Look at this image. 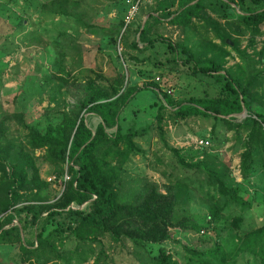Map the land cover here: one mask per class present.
<instances>
[{
	"label": "trees",
	"instance_id": "trees-1",
	"mask_svg": "<svg viewBox=\"0 0 264 264\" xmlns=\"http://www.w3.org/2000/svg\"><path fill=\"white\" fill-rule=\"evenodd\" d=\"M153 1V10L137 26L136 37L126 42L128 49L163 55V61L155 60L157 65L181 63L194 75L208 76L219 86L213 96H191L181 101L159 93L155 118L160 138L165 140L161 127L165 110L175 120L211 121L213 138L218 127L233 130L243 145L240 176L249 182L257 171L264 170V71L248 75L225 67V58L230 55L227 47L240 51L238 37L247 35L253 47L256 37L262 35L257 54L258 62L264 63V0ZM197 22L204 23L206 31H213L219 39V44L208 42V48L198 56L187 44L173 42L155 30L167 24L184 31L196 28ZM124 25L121 19L109 27L110 45L116 43ZM124 32L121 36L127 37ZM241 52L245 55L247 49ZM120 58L127 64L136 62L138 55L121 52L117 60ZM115 70L110 78L96 74L98 82L88 78L76 100L64 102L59 118L42 129L28 124L19 111L10 116L25 131L21 136L8 134L5 121L10 116L0 122V243L18 244L21 264H55L60 258L57 245L70 237L98 243L108 238L122 246L127 240L136 258L147 261L143 264H228L239 254L251 256L253 264H264V225L242 236L230 235L223 242L218 238L212 248L199 249L175 240V231L204 234L206 226L199 225L188 212L189 207L178 204L174 194L156 192L152 185L135 189L127 197L123 194L124 166L113 161L102 163L99 151L106 145L107 152L113 150L125 160L140 152L134 142L139 132L121 124V113L138 88L127 83L124 72ZM242 112L245 115L238 120ZM164 144L181 167L205 176V195L213 200L206 222L215 224L224 209L238 208V214H229L228 226L240 231L242 211L252 208L243 197L241 184L232 182L225 170L214 166L215 156L202 152L199 158V151H184L166 141ZM41 164L49 167L54 179L47 181L41 176ZM65 172L69 179L63 181ZM52 180L62 187L58 196ZM169 241L181 244L188 254L184 261L171 253L165 244ZM243 243L246 247L240 248ZM76 256L78 264L88 257L80 253Z\"/></svg>",
	"mask_w": 264,
	"mask_h": 264
},
{
	"label": "rangeland",
	"instance_id": "rangeland-1",
	"mask_svg": "<svg viewBox=\"0 0 264 264\" xmlns=\"http://www.w3.org/2000/svg\"><path fill=\"white\" fill-rule=\"evenodd\" d=\"M153 7V0H140L136 12L131 15L130 0H0V122L19 111L23 112L28 124L42 129L59 118L64 102L71 104L76 100L88 78L99 79L96 74L110 78L115 74V69L124 72L127 83L135 85L138 91L123 109L121 124L139 132L134 142L140 152L125 160L124 156L116 155L113 150L107 152L105 145L99 151L103 155L100 161H113L124 166L126 172L122 175V192L126 197L135 189L147 185L154 186L156 192L174 194L176 202L187 205L188 212L198 224L206 226L204 234L201 231H175V240L199 249L212 248L218 238L223 242L230 235L242 236L264 225V170L257 171L249 182L243 181L239 169L243 145L233 130L218 127L213 138L210 133L211 121L198 118L175 120L165 110L161 125L164 141L184 151H199V158H202V152L215 156L214 166L225 170L232 182L240 183L244 190L243 197L252 203L250 210L242 211L244 220L240 231L231 230L228 226L229 214H238V208L224 209L215 224L206 222L213 200L205 195V176L181 167L165 146L156 123V103L159 93H166L174 101H181L191 96H213L219 91V86L208 76L194 75L189 67L181 63L157 65L155 60L163 61V55L151 51L136 53L128 49L126 42L128 44L136 37L137 26L144 23ZM121 19L125 25L116 36V43L110 45L107 35L110 33L109 27ZM128 23L131 25L125 31ZM195 27L182 31L162 24L155 30L173 42L187 44L197 56L208 48V42L219 44L213 31H206L204 23L197 22ZM124 31L127 37L121 36ZM61 32L68 35H60ZM262 39V35L256 37L257 43L252 47L248 44L247 35L238 37L240 51L227 47L230 55L225 58V67L243 70L248 75L263 72L264 63L258 62L257 54ZM227 42L232 44L230 40ZM244 48L247 49L245 55L241 52ZM121 52L137 54L138 60L127 64L121 58L117 60ZM244 115L245 112H242L237 119L241 120ZM5 125L9 135L21 136L25 132L11 116ZM197 139L207 140L208 145L199 148L195 145ZM104 151L106 154H103ZM48 172L49 167L41 164V176L47 181L48 178L54 179ZM51 183L58 196L62 191L61 185L53 180ZM125 243L122 246L108 238L98 243L70 237L57 245L60 258L55 259V264H78L76 255L79 253L88 255L87 260L80 264L147 263L136 258L130 242L126 240ZM165 244L179 261H184L188 256L181 244L175 241ZM246 245L243 243L239 247ZM21 258L18 244L0 243V264H21ZM253 263L254 259L246 254H239L236 261L228 262Z\"/></svg>",
	"mask_w": 264,
	"mask_h": 264
},
{
	"label": "built area",
	"instance_id": "built-area-1",
	"mask_svg": "<svg viewBox=\"0 0 264 264\" xmlns=\"http://www.w3.org/2000/svg\"><path fill=\"white\" fill-rule=\"evenodd\" d=\"M139 1L140 0H136V1L133 2L132 0H130L131 6H132L131 15H133V13L136 12ZM195 145L198 146L199 148H203V147L208 145V141L205 140V139H197V140H195ZM63 179H64V181H66V180L69 179V176L67 174H65ZM48 180H51V178H48Z\"/></svg>",
	"mask_w": 264,
	"mask_h": 264
},
{
	"label": "crops",
	"instance_id": "crops-1",
	"mask_svg": "<svg viewBox=\"0 0 264 264\" xmlns=\"http://www.w3.org/2000/svg\"><path fill=\"white\" fill-rule=\"evenodd\" d=\"M233 7V5H231Z\"/></svg>",
	"mask_w": 264,
	"mask_h": 264
}]
</instances>
